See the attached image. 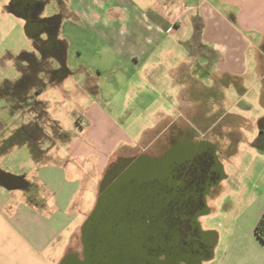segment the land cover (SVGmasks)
<instances>
[{"label": "crops", "instance_id": "crops-1", "mask_svg": "<svg viewBox=\"0 0 264 264\" xmlns=\"http://www.w3.org/2000/svg\"><path fill=\"white\" fill-rule=\"evenodd\" d=\"M58 1L61 6L68 4L80 27L99 39L107 53L128 60L136 69L128 81L126 111L120 119L114 107L105 111L94 103L87 110L84 139L72 141L63 152L41 153L40 161L36 160L35 183L47 196L38 191L33 195L31 190L12 194L29 189L32 183L25 175L0 172V186L10 191L0 200V264H59L73 251L82 220L91 212L87 204L93 188L70 168L72 159H84L88 174L99 175L103 170L104 176L115 158L152 150L169 136L173 125L185 131V123L191 124L199 136H208L219 155L228 148L231 170L220 161L224 176L211 188V196L222 199L223 183L238 177V172L244 177L257 174V186L240 185L233 197L224 193L228 208L243 207L241 211L225 212L224 217H230L229 224L236 227L246 248L263 249L255 227L264 212V168L258 169L252 162L240 171L232 158L248 150L251 156L264 158V151L255 145L264 135V0ZM191 25L192 35L186 38ZM59 29L41 27L28 36L41 58L59 59L55 70H44L43 76H50L53 82L69 73L64 65L69 41L59 36ZM166 65L172 67L170 81L162 78ZM41 76L42 70H23L24 91L39 92ZM89 79L96 81L89 75L86 87L100 93L97 83L92 87ZM0 96L3 105L11 107L10 98ZM135 122L141 124L139 129L131 125ZM6 128L5 121L0 120L3 142ZM119 143H125V148L117 149ZM261 143L264 145V138ZM4 176L18 178L22 185H9ZM206 207L205 214L211 213L207 201ZM229 229H225L228 241L221 247L224 251H229L233 239ZM65 232L67 241L62 244ZM204 234L207 242L212 241V255L205 259L210 260L217 253L221 236L216 231Z\"/></svg>", "mask_w": 264, "mask_h": 264}, {"label": "rangeland", "instance_id": "rangeland-1", "mask_svg": "<svg viewBox=\"0 0 264 264\" xmlns=\"http://www.w3.org/2000/svg\"><path fill=\"white\" fill-rule=\"evenodd\" d=\"M11 2L12 0H0V88L3 87L0 94H4L5 98L11 100V107L5 103L3 105V99L0 96V120H4L7 125L6 141L3 142V138H0V147H4V143H8L0 151V172L25 175L32 183L29 189L15 190L13 193L11 191L12 194L18 195V192L27 194L28 190H31L33 195L37 194L38 191L41 196H47L45 189L35 183L37 182L36 168L38 166L36 160L40 161L41 153H52L56 150L63 152L72 141L79 142L84 139L87 128L81 125V121L87 118V110L94 103H99L105 111L114 107L117 117L120 119L122 111H126L128 81L133 77V70L136 67L129 64L126 59L107 53L104 50L105 45L99 39L80 27L78 18L73 15L68 4L61 6L62 4L58 0H45V4L38 14L39 19L47 20L62 13L59 36L69 41V49L64 56V65L69 73L59 82H53L54 80L50 76L49 78L43 76L44 70H55L60 64L59 59L40 57L37 53L36 44L26 33V20L15 14L13 10L9 11ZM192 30L191 25L186 38L191 37ZM78 49H81L82 52H79ZM171 68L169 65L165 66L164 70L167 71L162 78L166 81L171 80L169 72ZM23 70H42L43 85L39 92L36 90L32 92L23 91L25 88ZM89 75L95 77V82L101 89L100 93L94 94L86 87ZM88 83L93 87L92 79H89ZM3 108H5V113L2 115ZM131 125L135 129H139L141 124L135 122ZM187 126L188 123H185V128ZM123 145L125 143H119L116 148H125ZM131 146L137 147L134 143ZM153 148L152 150H154ZM222 151L223 155H219V159L230 172L228 148L224 147ZM95 159L94 157L92 163L93 171L96 169ZM232 161L239 165L240 171L245 170L246 166L252 162L256 168H264V158L251 156L249 150L245 151L243 155L234 156ZM60 163H64V161L61 160ZM159 164L160 161L152 160L153 169L148 174L149 180L152 177L155 178L154 185L159 184L158 174L160 171L155 170ZM70 166V168L78 171L79 178H82L84 182H89L93 188L90 191V205L89 202L87 204V208L91 212L85 220H82L81 233L73 241V251L83 257L85 244L83 228L92 215L94 225H92L88 235L95 245L99 246L100 242L102 243L101 237L105 234L103 232H106L107 238L111 237V234L114 235L118 229L124 236L126 235V241L114 243V246L123 249L124 256L118 258L114 251L108 249L107 264H142L139 261H134V255L137 256L138 251L133 247L132 235L135 227L131 213L135 201L140 200V197L151 199L150 196L148 197L145 192L139 191L135 183H130L120 196H114V194L106 196L104 202L101 203L103 200L101 183L105 176H102L103 170H100L99 175L88 174L90 169L87 166L84 168V159H72ZM241 173L238 172V177H234L232 181L223 183L222 199L211 196V193L206 198L212 211L198 218L199 225L204 232H218L221 236V242L214 258L204 260L202 264H264V248H246L236 227L229 224L230 217L228 219L224 217V213L232 209L228 208V200H224L226 194L233 197L237 195L236 191L240 185L251 187L259 184L260 180L257 178V174L254 177L252 175L244 177V174ZM7 192L10 191L4 186H0V200L6 197ZM159 198L161 197L159 196ZM27 205L30 204L27 203ZM33 205L39 207L36 202ZM167 205L165 210L171 215L178 211L180 206H183V211H185L184 202L179 205L178 200L169 199ZM116 207H120L122 212V217H118L117 222L111 213L112 209ZM242 208L240 205H235L232 211H241ZM175 215L177 214L175 213ZM171 219L172 221L166 224V232L172 233L174 240L176 233L183 229L182 226L175 225V218ZM227 228L233 231V239L229 251H224L221 247L228 241L225 230ZM65 235L60 241L62 244L63 242L65 244L67 239L66 232ZM108 243L109 245L112 244L111 242ZM114 246L110 248L114 249ZM170 246L174 247L173 244ZM62 254L63 252L60 251V255Z\"/></svg>", "mask_w": 264, "mask_h": 264}, {"label": "flooded vegetation", "instance_id": "flooded-vegetation-1", "mask_svg": "<svg viewBox=\"0 0 264 264\" xmlns=\"http://www.w3.org/2000/svg\"><path fill=\"white\" fill-rule=\"evenodd\" d=\"M44 1L12 0L10 8L17 11L21 18L29 19L33 31L41 27L51 30V20L38 19ZM153 147L155 151L145 150L136 156L119 157L113 161L109 168L123 169L108 181L102 194L120 196L127 185L135 183L139 191L151 198L140 197L133 205L131 217L135 231L132 240L133 247L138 251L134 261L142 264H185V252L189 247L194 254H202L207 249V241L200 233L196 220L206 206L210 191L224 176L219 151L215 144L209 142L208 136H199L189 124L185 131L173 125L171 133L161 145L158 143ZM152 160L160 161L155 168L160 171L157 185H154L155 178L149 180L148 176L153 169ZM4 180L11 186L22 185L15 177ZM169 199L178 200L179 205L184 202L185 211L180 206L175 212L177 215H171L165 210ZM171 218H175V225L183 229L176 233L174 240L172 233L166 232V224L172 221ZM81 258L83 260L84 255Z\"/></svg>", "mask_w": 264, "mask_h": 264}, {"label": "water", "instance_id": "water-1", "mask_svg": "<svg viewBox=\"0 0 264 264\" xmlns=\"http://www.w3.org/2000/svg\"><path fill=\"white\" fill-rule=\"evenodd\" d=\"M28 1L36 3L39 0H28ZM26 23H27L26 33L28 36L32 37L34 31L32 30V28L29 24V19H26ZM122 169L123 168L118 169V170L114 169L113 167L108 168V170L104 176V179L101 183V196L103 199V200H101V203L104 202V199L106 198V196H104V194H102V193H103V190L106 187L108 181L111 178L115 177L116 174L118 172H120ZM111 173H113L112 176H111ZM5 178H10V177L4 176V179ZM208 187H210V186H208ZM99 210H101V207H99ZM120 212H121L120 207H116L115 209H112L111 213L113 214V219L114 220L116 219V222H117V219L119 220V218H120V216H119ZM207 212H208V208L205 206V208L200 212L198 217L202 214L207 213ZM92 219H93V217H92V215H90L89 220L87 221V223L85 224V226L83 228V241L85 243L84 244V253H83L84 259L82 260V258L77 253L71 251V252H68L61 259L59 264H107L108 249L112 252L114 251L115 254H117L118 258H120L121 256H124L125 252L123 251V249L114 246V243L115 242L119 243L120 241H126V235L124 236V234L121 233L118 229L117 232L114 233V235L111 234V237L107 238L106 232H103L105 234H103L101 237L102 243L100 242V245L97 246L94 244V241H92L89 238V235H88V233L92 229V225H94V220H92ZM196 221H197L200 233L204 236L205 234L201 230V227H200L199 222H198V218ZM105 229H106V227H105ZM108 242H111L112 244L109 245ZM107 244L109 245V247ZM113 246H114V249L110 248ZM211 255H212V241L207 242V249L202 254L201 253L194 254L192 252V248L189 247L185 252V258H184L185 264H202V261L209 258ZM156 264H163V263L157 262ZM171 264H176V263L171 262Z\"/></svg>", "mask_w": 264, "mask_h": 264}, {"label": "trees", "instance_id": "trees-1", "mask_svg": "<svg viewBox=\"0 0 264 264\" xmlns=\"http://www.w3.org/2000/svg\"><path fill=\"white\" fill-rule=\"evenodd\" d=\"M45 4V1L42 2L41 8L39 11L42 10L43 6ZM10 8V7H9ZM10 10L17 14V11H15L13 8H10ZM47 20H51L53 22V28L55 31H58L59 27H60V23H61V15H55L53 17H51L50 19ZM264 138L263 136H260L256 141H255V145L257 146V148L261 151H264V145H262V139ZM255 234L257 235V237L264 243V212L261 216V218L259 219L256 227H255ZM71 252V251H70Z\"/></svg>", "mask_w": 264, "mask_h": 264}, {"label": "built area", "instance_id": "built-area-1", "mask_svg": "<svg viewBox=\"0 0 264 264\" xmlns=\"http://www.w3.org/2000/svg\"><path fill=\"white\" fill-rule=\"evenodd\" d=\"M86 124H87V122H86L85 120H82V121H81V125H82V126H85Z\"/></svg>", "mask_w": 264, "mask_h": 264}]
</instances>
